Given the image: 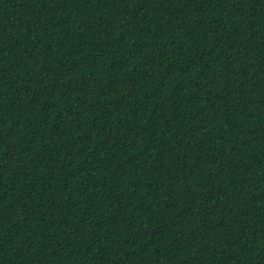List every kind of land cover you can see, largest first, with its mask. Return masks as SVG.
<instances>
[{
	"label": "trees",
	"instance_id": "obj_1",
	"mask_svg": "<svg viewBox=\"0 0 264 264\" xmlns=\"http://www.w3.org/2000/svg\"><path fill=\"white\" fill-rule=\"evenodd\" d=\"M0 264H264V0H0Z\"/></svg>",
	"mask_w": 264,
	"mask_h": 264
}]
</instances>
